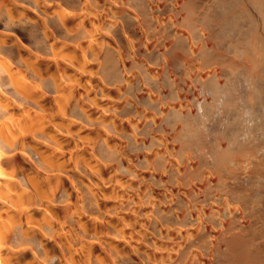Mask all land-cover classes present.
<instances>
[{
	"label": "bare ground",
	"instance_id": "6f19581e",
	"mask_svg": "<svg viewBox=\"0 0 264 264\" xmlns=\"http://www.w3.org/2000/svg\"><path fill=\"white\" fill-rule=\"evenodd\" d=\"M0 264H264V0H0Z\"/></svg>",
	"mask_w": 264,
	"mask_h": 264
},
{
	"label": "rangeland",
	"instance_id": "374dc122",
	"mask_svg": "<svg viewBox=\"0 0 264 264\" xmlns=\"http://www.w3.org/2000/svg\"><path fill=\"white\" fill-rule=\"evenodd\" d=\"M217 9H218V11H219V9H221V10H220V13L225 11L224 8H222V7H220V8L217 7ZM222 10H224V11H222ZM224 13H225V12H224ZM224 13H223V14H224Z\"/></svg>",
	"mask_w": 264,
	"mask_h": 264
}]
</instances>
